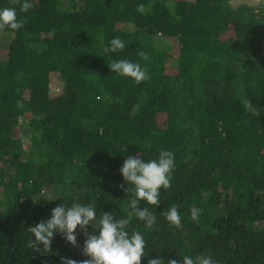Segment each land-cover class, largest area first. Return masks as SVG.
<instances>
[{
	"label": "trees",
	"instance_id": "trees-1",
	"mask_svg": "<svg viewBox=\"0 0 264 264\" xmlns=\"http://www.w3.org/2000/svg\"><path fill=\"white\" fill-rule=\"evenodd\" d=\"M32 2L24 13L0 0L26 18L0 30V264L87 259L79 228L76 247L59 233L48 251L29 247L28 228L64 203L46 199L127 215L124 160L161 149L176 166L159 206L139 204L157 223L133 217L148 243L142 264L158 254L183 264V253L264 264V0ZM117 36L126 47L105 51ZM120 58L149 78L115 74ZM172 204L179 228L161 216Z\"/></svg>",
	"mask_w": 264,
	"mask_h": 264
},
{
	"label": "clouds",
	"instance_id": "clouds-1",
	"mask_svg": "<svg viewBox=\"0 0 264 264\" xmlns=\"http://www.w3.org/2000/svg\"><path fill=\"white\" fill-rule=\"evenodd\" d=\"M17 3L19 12L27 13L34 7L32 0H17ZM137 10L143 13L146 10L145 5H138ZM25 23L26 18L18 16L17 7H0V30H19ZM125 47V41L117 36L109 41L105 51L117 52ZM140 55L143 56L144 53L141 52ZM109 67L115 74L131 78L137 83L149 78L146 68L130 59H113ZM247 104L250 109L254 106L250 101ZM175 166V153L167 149H161L158 157L154 159H145L139 155L127 157L120 172L128 185L125 189L128 213L119 218L105 211L97 215V204L92 201L68 202L62 194H58L55 199H46H63L64 203L54 207L48 218L28 228L32 234L28 241L29 247H34L37 251H48L58 233L76 247L79 228L86 236L83 254L88 258L78 261L71 257H62V264H142V257L148 255V243L142 231L131 227L133 217L143 222L147 228L157 223L156 213L149 207H139V204L144 201L147 205L159 206L161 189L170 187ZM128 193L131 195H127ZM201 212L202 209L193 206L192 219L197 220ZM161 216L177 228L181 226L182 216L176 204L169 206ZM179 255L183 258V264H219L210 253ZM148 264H180V261H166L165 257L158 254L155 258H150Z\"/></svg>",
	"mask_w": 264,
	"mask_h": 264
},
{
	"label": "rangeland",
	"instance_id": "rangeland-1",
	"mask_svg": "<svg viewBox=\"0 0 264 264\" xmlns=\"http://www.w3.org/2000/svg\"><path fill=\"white\" fill-rule=\"evenodd\" d=\"M252 1V2H251ZM260 0H249V2L250 3H254V4H256V3H258ZM52 85H57L59 82L57 81V79H55V78H52ZM60 84V83H59ZM57 89H59V87L57 88ZM57 89H54V90H57Z\"/></svg>",
	"mask_w": 264,
	"mask_h": 264
}]
</instances>
